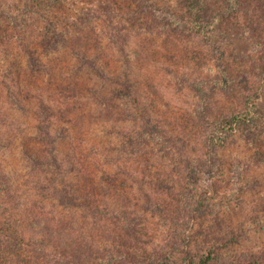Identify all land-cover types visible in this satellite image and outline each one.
Masks as SVG:
<instances>
[{
  "label": "trees",
  "instance_id": "16d2710c",
  "mask_svg": "<svg viewBox=\"0 0 264 264\" xmlns=\"http://www.w3.org/2000/svg\"><path fill=\"white\" fill-rule=\"evenodd\" d=\"M233 35L246 54L230 48ZM137 36L154 59L165 55L160 38L179 48L171 61L192 50L196 66L177 76L199 99L194 128L145 103L124 48L119 60L106 53L105 39ZM262 92L264 0H0V264H213L228 243L195 230L210 210L196 175L239 127L251 146L263 139L264 122L250 116L262 114ZM14 147L26 169L18 186L1 157ZM147 213L171 249L154 244Z\"/></svg>",
  "mask_w": 264,
  "mask_h": 264
},
{
  "label": "rangeland",
  "instance_id": "374dc122",
  "mask_svg": "<svg viewBox=\"0 0 264 264\" xmlns=\"http://www.w3.org/2000/svg\"><path fill=\"white\" fill-rule=\"evenodd\" d=\"M73 14L74 18L79 15L76 12ZM99 29H107L104 31L107 32L112 30V26L110 23H103ZM101 34L104 33L101 32ZM231 39H233L230 46L232 50L236 53H247V47L241 42L239 35L238 37L233 35ZM113 42L109 43L105 39L106 53L110 55V58L116 56L115 60H119L118 49L126 50L131 64L129 71L133 72L141 82L145 103L155 106L154 110L164 117L172 118L174 121L170 124L174 127L185 130L187 123L191 120L190 126L194 128L195 124L192 120L194 118L191 116L194 115V112L191 108L197 110L199 99L196 98L188 83L177 76L181 72V68L186 71L187 68L192 69L191 66H196V61L191 59L192 50L190 58H185L186 61L178 63L176 59L171 61L172 58L169 56L170 54L174 55L179 48L175 43L172 46L164 43L163 38L158 39V42L164 48L165 55H161L158 59H154L152 56L153 45L149 44L144 47L139 36L135 39L133 37L123 40L124 46L121 42H115V40ZM154 51L156 50L154 49ZM210 55L211 53L208 56ZM215 63L211 59L206 61L203 70L207 72L208 69H212L210 74H216ZM256 101L262 114L257 116L255 111H251L250 116L264 122V92ZM196 125L198 124L196 123ZM249 134H251L250 131L239 127L236 136L232 137L225 147L218 148L217 158L211 163L210 169H207L206 173L196 175L199 185L209 194L210 210L205 212L206 215H199L195 230L205 229L209 233L210 242L218 244L227 240L228 243L227 248H222L223 250L219 251L213 264H235L234 258L241 259L246 254L264 255V136L263 139L258 136L257 142L259 143L251 146ZM260 143L263 144L261 147ZM195 146L198 147V150H204L201 140H198ZM4 151L1 155L3 167L5 166L4 170L13 178L15 186H18L20 178H24L26 171L20 147ZM191 180L185 179L186 182ZM147 216L149 218L148 229H153L154 236L156 234L159 237L153 241L154 244L158 247L171 249L175 242L171 241L172 239H167L169 232L166 227H161V221L153 213H147ZM157 228L162 230V233L155 232ZM98 233L100 234V230ZM195 239L197 242L192 241L191 252L199 259L207 249H204L203 236L198 235Z\"/></svg>",
  "mask_w": 264,
  "mask_h": 264
}]
</instances>
